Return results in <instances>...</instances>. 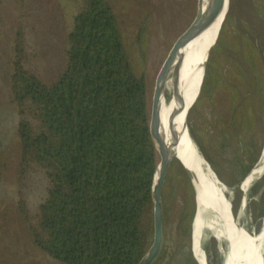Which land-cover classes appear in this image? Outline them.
I'll return each mask as SVG.
<instances>
[{
    "label": "rangeland",
    "instance_id": "374dc122",
    "mask_svg": "<svg viewBox=\"0 0 264 264\" xmlns=\"http://www.w3.org/2000/svg\"><path fill=\"white\" fill-rule=\"evenodd\" d=\"M110 4L125 52L134 71L144 74L149 94L174 40L193 19L197 0H110ZM74 9V0H28L25 21L32 63L45 81L54 79L63 67ZM18 15L19 0H0V264H63L34 241L39 227L35 206L44 193L43 172L32 164L23 166L24 173L20 171L18 109L9 97ZM207 61L201 92L187 113L188 129L208 178L223 191L242 226L256 234L264 219V102L260 91L264 80V0H230L219 42ZM255 76L262 82L255 84ZM165 89L169 95V83ZM237 103L248 120L238 130L241 137L235 136L228 124L229 119H235L233 105ZM252 113L255 119L248 118ZM238 158L249 165L243 175L234 166ZM20 196L26 201L27 216L19 209ZM194 209L190 175L173 159L163 190L165 250L154 264H199L193 236L184 233L180 237L189 220L193 225ZM203 216L201 256L205 264H224L228 252L225 229L215 213L205 210Z\"/></svg>",
    "mask_w": 264,
    "mask_h": 264
},
{
    "label": "trees",
    "instance_id": "16d2710c",
    "mask_svg": "<svg viewBox=\"0 0 264 264\" xmlns=\"http://www.w3.org/2000/svg\"><path fill=\"white\" fill-rule=\"evenodd\" d=\"M74 2L63 67L45 81L32 63L28 0H19L9 97L18 109L20 171L39 166L45 179L35 206L39 227L34 241L63 264H136L151 239L156 169L146 80L125 52L110 0ZM218 42L219 36L216 47ZM260 91L264 102V80ZM233 109L236 120L228 124L241 137L238 130L248 120L239 103ZM234 166L242 175L249 168L241 158ZM18 206L27 216L22 196ZM192 228L189 220L180 237L189 238ZM188 254L193 260L191 249Z\"/></svg>",
    "mask_w": 264,
    "mask_h": 264
},
{
    "label": "bare ground",
    "instance_id": "6f19581e",
    "mask_svg": "<svg viewBox=\"0 0 264 264\" xmlns=\"http://www.w3.org/2000/svg\"><path fill=\"white\" fill-rule=\"evenodd\" d=\"M229 3L230 0H220L215 21L191 39L182 50L166 80L170 93L167 95L164 87L160 94L159 116L166 145L172 154L180 157L190 174L195 201L191 235L199 264H205L200 245L205 210L216 214L225 229V235L228 234V252L224 264H264V242H261V236L246 230L231 212L230 203L208 178L204 160L193 139L188 136L187 113L201 92L206 68L204 61L218 39ZM262 225L264 230V219Z\"/></svg>",
    "mask_w": 264,
    "mask_h": 264
},
{
    "label": "water",
    "instance_id": "95a60500",
    "mask_svg": "<svg viewBox=\"0 0 264 264\" xmlns=\"http://www.w3.org/2000/svg\"><path fill=\"white\" fill-rule=\"evenodd\" d=\"M219 2L220 0H197L196 12L193 19L191 20L189 25L174 40L172 46L170 47L164 61L162 62L156 74L155 82L152 86L151 91L149 92V94L147 93V120H148V127L150 131L151 139L153 141L154 148L156 151V169L153 175L152 187H151V201H152L151 239L147 249L142 254V256L140 257V259L137 261L136 264H154L162 249L163 190L172 160L177 159L179 163L188 172L187 168L185 167L184 163L181 161L180 157L176 154L175 155L172 154L168 146L166 145L160 123L159 97L162 90L165 87V83L169 75V72L176 65L182 53V50L184 49L186 44L195 36H197L199 33H201L205 28L209 27L215 21L219 9ZM208 56L205 58L204 67H206ZM188 136L190 139L192 138L190 133ZM220 191L222 192V194H224L221 189ZM224 197L229 202L225 194ZM230 208H231L230 209L231 212L233 213L231 204H230ZM194 218L195 215L193 216V219ZM255 235L261 236V242L262 243L264 242V230L262 224ZM226 238L229 241L228 234L226 235Z\"/></svg>",
    "mask_w": 264,
    "mask_h": 264
}]
</instances>
